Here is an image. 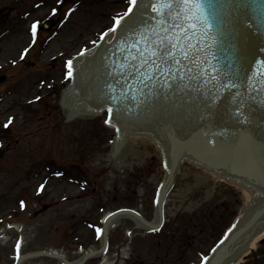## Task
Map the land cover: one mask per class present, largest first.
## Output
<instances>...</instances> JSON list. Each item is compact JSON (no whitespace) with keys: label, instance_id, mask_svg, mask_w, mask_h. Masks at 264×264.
I'll return each instance as SVG.
<instances>
[{"label":"rangeland","instance_id":"1","mask_svg":"<svg viewBox=\"0 0 264 264\" xmlns=\"http://www.w3.org/2000/svg\"><path fill=\"white\" fill-rule=\"evenodd\" d=\"M127 4L0 0V76L6 78L0 85V264H15L18 243L23 255L57 251L76 261L81 252L99 249L96 226L117 206L154 220L152 196L166 176L159 148L137 140L136 157L110 162L109 136L115 139L116 131L105 114L70 121L60 102L62 85L71 80L62 74L67 61L93 45ZM48 19L57 26L34 38L33 25ZM245 201L235 186L184 162L162 230L151 233L123 219L110 233L107 264H199ZM24 264L60 263L39 257ZM242 264H264V241Z\"/></svg>","mask_w":264,"mask_h":264},{"label":"water","instance_id":"2","mask_svg":"<svg viewBox=\"0 0 264 264\" xmlns=\"http://www.w3.org/2000/svg\"><path fill=\"white\" fill-rule=\"evenodd\" d=\"M149 3L150 0H138V6L133 9L131 18H126L128 23H131L143 15L149 21L148 25L138 29L136 36L126 34L125 27L118 28L112 43H107L105 39L95 54V46L101 41V34L106 32L100 31L99 37H96V44L86 45L85 48L79 49L78 54L73 55V77L66 88L62 85L63 97L60 98V102L62 100L61 103L66 107L70 101L68 117L73 114V109L75 113L83 114L86 111V114H89L91 111L94 114L91 105L96 110L107 109L111 106L108 101L109 86L120 90L125 88V77L129 82L134 81V75L125 73L121 76L118 72H114L113 68L126 62L129 57L128 49L138 38L139 33L146 32L149 26L158 23L153 19L156 14L150 9L146 10ZM209 3L220 13L218 20L214 21L213 26L208 30L209 36L204 37L199 34L203 31L199 25L195 35L189 33L192 37L189 51L199 55L201 60L207 61L204 65L208 70L207 73L191 83L186 79L183 85H187V88L180 85L168 90L161 88V84L144 87L138 81L135 82L133 90L129 91V97L135 93L143 102L137 106L138 101L129 98L122 104L115 119V123L123 127L119 131L120 138L116 140V144L125 140L128 135L125 127L136 131L149 130L154 137L147 135L144 137L160 141L163 147L162 156L168 168L169 162L173 160L171 177L167 180L159 198L158 211L161 218L162 199L171 184L177 165L184 158L196 160L228 178L243 181L249 187L256 189L257 202L245 211L224 243H220L204 262V264H235L247 254L251 238L261 232L264 225V0H209ZM129 7L128 0L127 7L121 15L126 13ZM119 16H113L112 25L107 31L114 26L115 18ZM244 20H248L252 26L246 27ZM219 21H222V25L218 31L216 24ZM121 24L125 25V22L122 21ZM54 25L53 21L45 22L41 25V29L50 30ZM174 31L179 30L174 29ZM192 45L197 47L193 48ZM85 49L88 51L84 52V55H79ZM132 51L134 54L135 50ZM67 70L66 68L62 73L64 78ZM216 72L220 73L218 79H231L237 87L226 91L213 87L210 76ZM3 80L4 77H0V83ZM202 80L209 82L205 85ZM253 86H258L257 90H253ZM150 89L155 90L156 94ZM214 98L215 103H213ZM241 101L244 105L243 111L246 113L244 123L238 122L232 115ZM105 121L106 116H104ZM211 132L223 135L219 136L216 142L209 143L208 136ZM109 140L113 144L115 139L109 136ZM158 145L161 147L159 142ZM162 156L160 160L165 167ZM165 177L160 178L152 196L154 218L157 191ZM252 200L254 198L251 194L237 214H240L245 204H250ZM120 208L131 209L117 206L112 211ZM124 213L130 212H118L114 216L118 218ZM138 219L153 228L141 218ZM133 220L138 225L142 224L135 218ZM97 227H102V223ZM95 237L98 241L96 231ZM95 250L98 249H92ZM85 253L89 252H81L80 258ZM52 254L55 258L58 253ZM207 255H201L199 264ZM80 258H76V261Z\"/></svg>","mask_w":264,"mask_h":264},{"label":"snow or ice","instance_id":"3","mask_svg":"<svg viewBox=\"0 0 264 264\" xmlns=\"http://www.w3.org/2000/svg\"><path fill=\"white\" fill-rule=\"evenodd\" d=\"M130 7L127 12L119 17L115 18L114 26L108 31L104 32L100 36V40H104L109 33H116L118 28L125 27L126 34L137 35L138 29L142 26L148 25L149 21L142 15L136 20L128 23V19L133 15V9L138 6V0H129ZM150 9L151 12L155 13V17L158 23L154 26H149L148 30L143 33H139L138 38L130 45L129 57L125 63L116 65L113 68L114 72H118L121 76L125 73L128 75H134V81L129 82L125 77L124 89H116L115 87L109 86L110 94L108 101L111 106L107 108L108 120L106 123L115 122L116 115L119 113L122 104L129 98L140 101L138 96L134 93L129 97V91L133 90L134 83L144 87H149L150 84H161V88L168 90L173 89L176 86L183 85V82L187 79L189 83L194 80L202 78V74L207 73V68L204 65L207 63L206 60H201L199 55L192 54L189 51V44L193 35L197 32V26L203 29L199 34L204 37L209 36V28L213 26V22L218 20L219 10L214 5L209 3V0H150V3L146 6V10ZM55 12V10H53ZM121 21L125 22V25L121 24ZM171 23V27L169 24ZM246 27H251V23L248 20H244ZM187 25V26H185ZM222 25V21L216 24L217 30L219 31ZM178 29L179 31H174ZM36 25H33V37L35 38ZM188 41V43H183ZM127 43V41H125ZM96 44V41H93ZM199 41L197 42V45ZM142 45V46H141ZM197 45H192L196 48ZM135 50L134 54L133 51ZM88 51L85 49L80 53L84 55V52ZM27 52V49L25 50ZM66 78H72L74 73L73 61L68 60ZM199 70V71H197ZM219 72L210 76L213 82V87L218 90H229L236 88L237 85L231 79H224L218 77ZM162 82V83H161ZM207 85L208 80H202ZM187 88V85H183ZM258 86H253V90H257ZM156 94L155 90L150 89ZM239 93H237V96ZM215 98L213 103H215ZM243 101L237 104L232 115L237 118L238 122L244 123L246 120V113L243 111ZM114 109L116 110L114 112ZM12 121L9 120V124ZM9 124H5L8 127ZM119 131V129H117ZM223 135L222 133L211 132L208 136V142L214 143L218 137ZM43 188V186H41ZM159 203V202H157ZM91 226V225H90ZM235 227V225H233ZM105 229L102 227L96 228L97 238L99 239L104 233ZM231 231V230H230ZM228 237L226 236L225 239ZM221 244L224 243L222 240ZM19 243L17 244V251L19 252ZM207 261V257H205Z\"/></svg>","mask_w":264,"mask_h":264},{"label":"bare ground","instance_id":"4","mask_svg":"<svg viewBox=\"0 0 264 264\" xmlns=\"http://www.w3.org/2000/svg\"><path fill=\"white\" fill-rule=\"evenodd\" d=\"M63 97V95H62ZM63 107L65 108V110H67L68 113V109L70 110V101H68L67 107L63 104ZM3 109L2 104H0V110ZM98 114L94 113L92 114L91 111L89 112V114H86V111L83 112V114H80L79 112L75 113V110L73 109V114L71 116H69V120H75V119H92L94 117H96ZM139 140L142 141L143 143L146 144H152L153 142H155L154 139H150L149 137H144V135L139 136V134H129L126 136L125 140L122 141H118L117 144L113 145L111 148V152L108 156V159L110 162H115L118 165H122L123 164V160L125 159V157L128 154H131L132 156L136 157L137 153H133V145L135 144V142ZM162 148V147H161ZM208 174H211V176H213L215 179L223 181L225 179L220 178V176L216 173L210 172V171H206ZM226 182V181H225ZM232 185L237 186L238 189L243 191V194L245 196V199L247 200L248 197L251 195L250 191H248L247 189H244L242 185L238 186L235 183L230 182ZM71 188L73 189V186H71ZM136 222V221H135ZM137 223V222H136ZM138 224V223H137ZM264 240V225H263V230L262 232H260L259 234H257L256 236H254L251 240H250V250H255L257 245ZM54 253V252H53ZM58 254H60L59 252H57ZM61 262V260H59ZM241 262V261H240ZM62 263V262H61ZM108 261L105 260L102 264H107Z\"/></svg>","mask_w":264,"mask_h":264},{"label":"flooded vegetation","instance_id":"5","mask_svg":"<svg viewBox=\"0 0 264 264\" xmlns=\"http://www.w3.org/2000/svg\"><path fill=\"white\" fill-rule=\"evenodd\" d=\"M157 261H158V259H157Z\"/></svg>","mask_w":264,"mask_h":264}]
</instances>
